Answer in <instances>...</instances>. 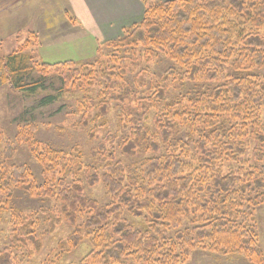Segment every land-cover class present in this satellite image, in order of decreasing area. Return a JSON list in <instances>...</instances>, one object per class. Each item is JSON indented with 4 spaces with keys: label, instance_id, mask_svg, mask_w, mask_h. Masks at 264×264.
Segmentation results:
<instances>
[{
    "label": "trees",
    "instance_id": "obj_1",
    "mask_svg": "<svg viewBox=\"0 0 264 264\" xmlns=\"http://www.w3.org/2000/svg\"><path fill=\"white\" fill-rule=\"evenodd\" d=\"M141 2V19L100 44L94 63H41L22 51L25 42L0 58V83L34 96L51 88L48 74H59L45 106L89 88L78 113L88 115L97 100L104 140L113 146L119 137L124 151L150 156L129 172L100 144L85 164L79 150L37 142L36 127L24 126L17 140L41 164L43 183L27 166L0 161V216L13 188L57 200L74 227L62 245H91L76 264H187L195 249L262 264L254 210L264 204V0ZM159 59L167 64L161 81L139 79ZM117 80L118 101L132 104L118 111L116 137L106 116ZM179 90L186 92L171 95ZM81 177L101 185L108 203L84 196ZM24 220L12 212L13 232L32 241ZM0 264H14L11 248L0 251Z\"/></svg>",
    "mask_w": 264,
    "mask_h": 264
},
{
    "label": "rangeland",
    "instance_id": "obj_2",
    "mask_svg": "<svg viewBox=\"0 0 264 264\" xmlns=\"http://www.w3.org/2000/svg\"><path fill=\"white\" fill-rule=\"evenodd\" d=\"M71 16L67 0H0V58L18 51L27 42V48L22 51L31 53L32 57L41 63L54 64L69 60L83 64L94 63L98 58L96 52L100 44L95 46L92 40L86 37L91 34L86 29H80V26L82 27L80 22ZM101 52L106 54V49H101ZM159 61V64L148 67L147 76L139 79H144L145 83L153 77L161 81L160 76H163L167 64L165 60ZM1 72L0 67V75ZM33 75L39 76L37 72ZM58 76L57 73L48 74L46 80L50 82H46L45 86L51 88L34 96L13 92L7 85L0 83V161L4 166L25 165L33 173L36 183L38 185L43 183L41 164L27 146L17 140L18 132H21L24 126L27 132L28 127L33 124L36 129L33 130L32 137L37 142L58 149L79 150L85 164L94 163L92 152L103 144L112 154L111 161L118 159L129 172H137L140 158L150 154L139 155L136 152L124 151L117 137L121 134L115 128L118 111L132 104L129 100L118 101L120 87L118 80L111 93L114 97L108 103L109 111L106 116L109 124L108 133L115 135L117 132L115 135L117 138L112 140V146L110 140H104L107 135L101 127L104 116L96 117L99 111L96 107L97 100L94 105H89L88 115L83 117L78 113L80 104L86 105L81 99L89 97V88L77 89L68 97H60L51 106L40 105L41 98L54 95L55 90L60 88V81L56 79ZM53 77L56 80L51 81ZM126 79L131 80V76L127 75ZM187 88L189 90L192 87L188 85ZM184 92L186 91H173L171 95ZM81 185L84 196L97 200L101 205L108 203L109 200L101 185L90 187L83 177ZM9 208L0 216V251L7 247L11 248L14 264H76L91 250V245L85 238L74 248L69 249L62 245L74 227L63 218L61 204L57 200L42 197L40 194L31 197L23 187H17L11 191ZM12 212L21 218L25 216L23 221L25 225L31 223L34 226V240L31 241L26 236L23 238L21 234L13 232L10 222ZM254 220L264 264V204L255 207ZM187 264L251 263L237 254L195 249L190 253Z\"/></svg>",
    "mask_w": 264,
    "mask_h": 264
},
{
    "label": "crops",
    "instance_id": "obj_3",
    "mask_svg": "<svg viewBox=\"0 0 264 264\" xmlns=\"http://www.w3.org/2000/svg\"><path fill=\"white\" fill-rule=\"evenodd\" d=\"M167 1V0H161ZM71 17L86 29L93 44L120 36L123 28L138 22L143 14L141 0H67ZM87 34V33H85Z\"/></svg>",
    "mask_w": 264,
    "mask_h": 264
}]
</instances>
